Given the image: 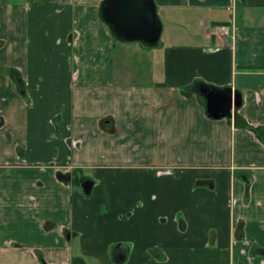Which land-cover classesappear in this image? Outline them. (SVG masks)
I'll return each instance as SVG.
<instances>
[{
  "label": "crops",
  "instance_id": "crops-1",
  "mask_svg": "<svg viewBox=\"0 0 264 264\" xmlns=\"http://www.w3.org/2000/svg\"><path fill=\"white\" fill-rule=\"evenodd\" d=\"M100 1L0 0V264H264V0H154L145 80Z\"/></svg>",
  "mask_w": 264,
  "mask_h": 264
},
{
  "label": "water",
  "instance_id": "water-1",
  "mask_svg": "<svg viewBox=\"0 0 264 264\" xmlns=\"http://www.w3.org/2000/svg\"><path fill=\"white\" fill-rule=\"evenodd\" d=\"M99 13L117 41L139 42L148 48L161 44L162 22L154 0H101ZM197 91L205 99L206 114L214 119L231 117L232 106L237 109L241 105L240 94L231 87L221 88L200 83L197 85ZM93 184L94 180L87 176L78 180L85 196L90 195ZM119 246L116 245L118 248ZM117 257L122 259L123 254H118ZM77 264L85 263L79 260Z\"/></svg>",
  "mask_w": 264,
  "mask_h": 264
},
{
  "label": "rangeland",
  "instance_id": "rangeland-1",
  "mask_svg": "<svg viewBox=\"0 0 264 264\" xmlns=\"http://www.w3.org/2000/svg\"><path fill=\"white\" fill-rule=\"evenodd\" d=\"M158 16H159V18L162 17L161 14L160 15L158 14ZM164 36H165V32L162 31L161 32V38H164ZM127 44H130L129 46L131 48L130 51L127 52V54L125 55L126 67L129 71L128 77H127L128 80H141V79L145 80V79H147L148 77H150V74H151L153 69H152L151 63L149 62V57L146 54L148 52H151V51L155 52L156 47H150V48L143 47L139 42H130V43L127 42ZM117 60H118L117 71L126 70V68L120 64L121 63V56L119 53L117 54ZM1 71L6 72L5 68H1ZM87 177H89V176H87ZM75 182H77L76 179H75ZM87 260H90L89 264L93 263L92 259H87Z\"/></svg>",
  "mask_w": 264,
  "mask_h": 264
},
{
  "label": "trees",
  "instance_id": "trees-1",
  "mask_svg": "<svg viewBox=\"0 0 264 264\" xmlns=\"http://www.w3.org/2000/svg\"><path fill=\"white\" fill-rule=\"evenodd\" d=\"M115 39V38H114ZM116 40V39H115ZM9 73L11 75V77H13L14 80H21L19 77H18V74H17V71L15 69H10L9 70ZM22 83V82H21ZM200 82H195L193 85H190L187 90L188 91H191L193 92V87L197 86ZM201 99V98H200ZM202 100V99H201ZM235 123L238 125H241L242 124V121L241 119L238 117V115H236V118H235ZM69 175V172H66V173H61V172H58L57 173V177L63 181H66L67 179V176ZM113 249V247H112Z\"/></svg>",
  "mask_w": 264,
  "mask_h": 264
},
{
  "label": "built area",
  "instance_id": "built-area-1",
  "mask_svg": "<svg viewBox=\"0 0 264 264\" xmlns=\"http://www.w3.org/2000/svg\"><path fill=\"white\" fill-rule=\"evenodd\" d=\"M214 30L215 32H218V33L229 34L232 28L229 25H218L214 28Z\"/></svg>",
  "mask_w": 264,
  "mask_h": 264
},
{
  "label": "flooded vegetation",
  "instance_id": "flooded-vegetation-1",
  "mask_svg": "<svg viewBox=\"0 0 264 264\" xmlns=\"http://www.w3.org/2000/svg\"><path fill=\"white\" fill-rule=\"evenodd\" d=\"M10 69H12V68H7L8 71H9ZM78 180H79V179H78ZM77 182H78V181H77ZM118 251H119V248L117 247V250H116L115 254L118 255V254H119Z\"/></svg>",
  "mask_w": 264,
  "mask_h": 264
}]
</instances>
